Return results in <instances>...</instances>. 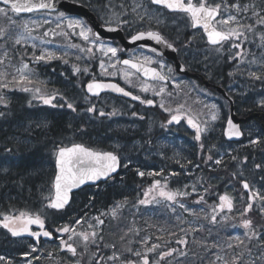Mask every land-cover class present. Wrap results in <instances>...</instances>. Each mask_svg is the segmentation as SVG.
<instances>
[{
  "label": "snow or ice",
  "instance_id": "snow-or-ice-1",
  "mask_svg": "<svg viewBox=\"0 0 264 264\" xmlns=\"http://www.w3.org/2000/svg\"><path fill=\"white\" fill-rule=\"evenodd\" d=\"M0 2L7 6L0 7V16L6 18L8 21L7 26H0V41H2L0 49H4L3 54L0 55V105L7 108L10 100L7 98L6 93L18 90L30 94L31 99L28 100L29 106H32L33 101H35L53 108H63L66 106L72 112L77 111L73 102H69L58 90L48 89L46 82L38 79L35 69L30 66V63L25 60L24 56L20 57L18 65L12 64V58L9 56L8 51L9 43H11L12 47H15L16 45L30 42L33 50L31 62L34 64H47L54 60H60L67 64L69 63V50L72 49L84 54L75 57L78 61L84 58L91 59L98 52L100 54L99 69L101 76H119L126 85L138 88L141 93H150L154 97H159L160 100L157 102L155 99H143L141 95H134L132 91L126 90L125 87H121L118 83L97 79L95 74H92V79L85 86L87 93L85 99L99 97L103 92H114L148 106H155L158 103V106L163 111L170 114V118L161 126L166 127L174 123L179 124L181 120H186L187 124L195 130L194 139L199 142L200 151L204 152L205 144L202 138L210 131V122H214L219 118V110L215 104L205 105V108L210 109V113L208 119L202 120L200 118L202 113H193L192 109L187 107L186 101L177 103L175 107H166V102L171 101L173 98V92L168 90L169 83L174 86L177 94L182 89L181 83H178L173 75L175 70L171 65L166 64L163 59V49L151 47L150 52L153 55H147L143 51L147 46L141 44L139 49L131 50L128 58L122 59L120 54L125 49L113 46L112 43L103 39L100 33L94 31L84 19L70 16L66 12L60 11L57 7V0H0ZM152 5L158 6V8L153 10L151 8ZM118 7L119 11L116 10V6L110 3L104 6V26L109 32H115L118 29L133 24H155L159 26L163 23L161 18L162 13L159 11V8H163L170 13L180 14L178 18L186 20L192 29H202L207 43L218 55L224 54L225 45L227 44L230 60H238L240 64H244L245 62L255 64L259 61V64L264 67V55L257 58L244 45V42L251 43L258 37L259 46L264 48V31H258V26L264 29V7L257 9L255 3L241 4L240 0H234L231 4L227 0H219V2L214 3L210 2V0H131L129 5L126 6L124 3H121ZM10 13L14 15L36 13L42 15L44 18L42 20L25 19L17 21L13 19V15H10ZM53 23L54 27H48L42 34L34 35L45 25ZM57 37L62 38L63 43L54 44ZM74 37H78L81 43H73ZM195 38V36L192 37V39ZM146 39L155 41L157 45H162L163 48L173 51L177 50L175 45L166 39L158 28L156 30L152 28L138 30L130 36V42L132 43ZM52 45L54 47H49ZM37 50L39 54H37ZM232 50L235 51L233 52ZM249 55H252L251 60H248ZM9 69H12V71H9ZM72 71L75 74H89L90 69L88 66L81 67L79 64H73ZM236 71H240V69L237 68ZM234 74L229 73V75ZM247 75L255 80H264V76L256 71H247ZM58 97L64 101L63 104L54 103ZM258 103L261 107H264V99ZM84 111L109 118L120 114L116 108L107 113L103 109L98 110L95 104H91ZM4 115L5 113L0 111V117ZM132 115L141 120L144 119L143 116H138L136 112H133ZM40 126L39 124L37 125V127ZM244 134L241 131L240 125L234 123L229 117L226 127L228 139L239 138ZM248 135H252L251 131ZM249 144L252 146L264 144V134H257L255 139L249 140ZM215 148V145H211L207 149L205 163L210 161L216 166L223 165V154L217 153L218 158H213L212 153ZM6 151L11 152L12 149H6ZM53 155L57 169L53 180L54 195L45 197L47 200L45 207L53 210H62L69 205L74 189H78L88 182L113 179V174L117 173L118 169L122 166L127 168L132 164L131 159H128L122 165L121 156L115 152L97 151L80 143H74L71 146H58L54 150ZM230 159L236 161L238 158L233 155L230 156ZM247 161L248 157L244 156L240 163L246 164ZM176 162L179 163L178 160ZM187 163L191 164L192 161L189 160ZM181 167L184 166L182 165ZM195 167L199 168L200 165L196 164ZM253 168L264 172V162L255 163ZM136 171L140 177H144L145 175L152 177L163 175V169L147 173L139 169ZM169 175L178 176L179 173L172 172ZM232 175L236 177L237 173H232ZM240 177L242 189L248 194L247 201L243 209L238 213L240 217L239 223L231 226L242 229L243 237L240 234L229 236L224 244L216 241H213L211 245H208L207 242H200L206 251L211 249L219 250L213 253L214 259L211 261V264H256V260L244 261L245 255H250L252 252L250 245L253 244V241L258 242L257 246L261 249L260 256L257 259L264 260V239H262L264 237V224L254 223V220L249 215L253 212L255 205L257 214L264 219V193L259 188H254L246 178H243L242 172L240 173ZM260 180L264 182V176H261ZM201 182L203 181L201 180ZM188 187L189 185H185L183 190L169 189L167 178L163 182L160 179H155L142 193L143 198L137 200V206L164 203L175 213L177 210L175 206L179 205V208L183 209L184 212L189 213L197 219L208 220L213 225L220 224L222 221H228L229 219H235V217H230L229 215L235 208V198L228 192L218 194V203L207 205L210 212H206L202 207L198 213L195 208L188 207L185 203L181 202L182 198L192 195L197 190L195 184L191 185V192L187 190ZM210 188L211 185L205 187L204 193H208ZM243 198V195H241V199ZM90 199H94V197ZM126 202L127 198L125 197L123 202H116L108 212H101L99 216L91 217L89 221H85V216L87 215L85 214V216L75 219L72 225L64 224L56 227L53 231H49L46 228L45 217L39 211H19L17 213L16 210H13L8 213L0 212V227L6 229L12 237H24L27 235L35 238L37 242L41 237L58 239L61 251L66 250L73 257H82L90 246L97 245L99 241L103 240L100 226L104 224V220L101 219V216H111L113 219L117 218ZM195 203L207 204L205 196L203 194L199 195ZM218 216L221 217L220 220L217 219ZM177 220H181V217L177 216ZM91 221H95V223L93 224ZM84 222H87V229L78 231L76 226ZM33 225L37 226L39 230L34 231ZM202 228L203 225H200L199 228L189 226L188 229H181V232L184 233V238L179 239L177 243L187 248V233L189 231L196 232L202 230ZM139 231L140 229L138 228H129L128 232L120 237V240L124 241L129 233H139ZM65 234H67L66 239ZM169 235L174 236L175 233H169ZM74 238H79L82 251L78 252V248L73 242ZM151 239L150 236H147L140 242L143 246L142 251L127 247L124 251L135 259L123 260L121 264H160L161 260L171 257L173 254L178 253L179 256L188 255L186 250L170 248L159 252L158 259L150 261L149 254L156 253L157 249L161 248V245L158 243H152L151 246H148V242ZM157 239H162V237H158ZM194 242L196 241L194 240ZM106 247H110L113 250L112 255L107 257L110 264L121 260V254L116 251L115 244L106 245ZM36 251L37 247L30 245V251L24 252L23 256L31 257ZM221 252H224V254L221 255ZM33 259L39 258L33 257ZM92 259L96 261V264H101L105 260V257L100 256L99 259H96V254L93 253ZM0 262H3V264H13L11 259L2 255H0ZM27 264H32V260L29 259ZM76 264H81L79 258L76 260Z\"/></svg>",
  "mask_w": 264,
  "mask_h": 264
},
{
  "label": "rangeland",
  "instance_id": "rangeland-1",
  "mask_svg": "<svg viewBox=\"0 0 264 264\" xmlns=\"http://www.w3.org/2000/svg\"><path fill=\"white\" fill-rule=\"evenodd\" d=\"M90 3L94 4L95 7L100 8V5L98 4V0H88ZM214 1V0H213ZM216 1V0H215ZM113 6H116V10L119 11V5L118 2L116 0H106L104 1V4L102 5H108L109 3ZM124 3V2H123ZM131 3V0H125V5H129ZM0 7H6L2 4H0ZM151 8L153 10H156L158 7L152 5ZM159 11L162 13V20L163 23L166 22L167 20V15L165 13L164 10H160ZM13 15V19H16L17 21L19 20H25V19H32V20H42L44 17L40 14H28V15H20V14H11ZM105 15V13H104ZM54 16V14H53ZM79 18V17H78ZM127 18V17H125ZM8 21L6 18L0 16V26H7ZM177 24V23H172V25ZM143 25H149V24H143ZM143 25L141 24H133L130 26L133 27H137V28H141L143 27ZM186 25H188L186 23ZM48 27H54V23L51 25H45L43 28L39 29L37 33H34V35H38V34H42V32L44 30H46ZM0 43H2V41H0ZM63 43L62 38L57 37L55 38V42L54 44H61ZM73 43H81V41L79 40L78 37H74L73 38ZM113 46H118L115 43H112ZM49 47H54V45L49 46ZM4 49H0V55L3 54ZM8 51H9V56L12 58L11 59V63L14 65H18L20 62V57L24 56L25 60H27L30 63V66L32 68L35 69V72L38 74V79L40 81H45L46 82V86L48 89H55L54 86H58V85H53L54 83H58L60 85L64 83V86H66V90H64L65 92H62L63 96L67 98V100H74L75 97L79 99L80 103H81V109H80V115H81V129L83 128H92L94 126H91L93 124H95L96 122H98L100 119L96 120L95 118V114H91V113H86L84 111V109H86L87 107H89L91 104H93V101H90V99H85L86 94L80 91V89H82L84 82L85 81H89V79H92V74H95L96 77H103L100 75V69H99V58H100V54L97 52L95 57H92L91 59L88 58H84L82 60H76V56L77 55H84L81 54L79 52H77L75 49L69 50V63L65 64L60 60H54L51 61L47 64L44 63H40V64H34L31 62V53H32V48L30 46V42L27 44H21V45H16L15 47L11 46V43H9L8 46ZM250 52L251 54L255 55L257 58L261 57L262 55H264V48H261L259 46V42L256 43L253 47L250 48ZM145 54L147 55H152L151 53L144 51ZM199 51H195L194 54L199 55L198 54ZM214 51H208L205 53L204 56L200 57L199 60L203 61L205 59H207L209 56L213 55ZM37 54H39V51L37 50ZM252 59V55L248 56V60ZM97 61V64L92 63L91 61ZM7 63V62H6ZM52 63L55 64L59 67L64 68L63 70H60V72H58V70H56L55 68H51L50 71L48 72V68L47 66ZM73 64H79L81 67L84 66H88L90 69L89 74H84V73H80V74H75L72 71V65ZM41 66V67H40ZM45 67V69H43ZM262 66L259 64V61L255 64H248L247 62H245L244 64H240V71H238V73L241 74V71H258ZM44 70L47 71V75L49 76H45L46 74H44ZM9 71H12V69H9ZM52 72H54L55 74L52 75ZM247 74V73H246ZM103 78H117L121 81H123L119 76L116 77H103ZM87 81V82H88ZM178 83H181V89L182 91L179 92V94H177L176 90L174 89V86H172L171 88L168 87V90L173 92V98L171 99V101H167L166 102V107L171 106V107H175V105L177 103H181V102H185L187 104V107H190L193 111V113H202L201 115V119H208L209 118V113H210V109L205 108V105H212L215 104L219 110V118L214 121V122H210V131L209 132H218V130H220L221 124L225 118V114H226V109L227 106L226 104L222 101L221 98L217 97L216 95L211 94L210 92H205V91H200L197 92L195 89V84L194 83H190L187 81H177ZM124 83V81H123ZM125 84V83H124ZM126 85V84H125ZM129 87H131L130 85H127ZM133 88V87H132ZM242 88V86L239 87V89ZM135 90H139L138 88H133ZM12 94H15L17 96H21L19 93L11 91ZM240 92V90H239ZM10 92H7V98H8V94ZM68 93V94H66ZM26 95L28 96V100L31 99V96L29 93H26ZM239 97L241 98H245L246 94H242L239 95ZM158 101L160 100L159 97ZM9 99V98H8ZM107 102H115L116 100L114 98H105L104 99ZM36 104H38L37 102L33 101V105L32 106H36ZM40 106H44V107H51V106H46V105H42L40 104ZM114 107V106H113ZM1 110L5 109L4 106L0 105ZM56 113H54V116L58 115L59 111L55 110ZM112 111L111 109H109L110 112ZM71 121V129H73L74 125H73V119L70 118ZM132 120V119H131ZM148 124H153V123H160L159 120H157L153 114L151 113V118L148 120L146 119ZM254 121H251L248 124V128H247V136H246V140L241 144V145H236V146H230L228 144H225V153H231L234 156L237 153V148L239 146H241L242 148V154L244 155V151H245V144H249V140L250 139H255L257 134H264V131L262 130V128L260 127L258 121H256L255 119H252ZM51 122H49L50 124ZM123 122L121 120H115V123H111L112 126H117L119 133L123 134L124 133V127H123ZM125 125L129 126L128 122L125 121ZM106 127L107 126V121H101L99 123L98 127ZM77 127V125H76ZM131 129L133 130H138L139 126L137 125H133L130 126ZM28 128V127H26ZM67 129V131L70 130V127L66 124L61 125V130L63 129ZM40 130V129H38ZM251 131L252 135L249 136L248 133ZM37 137L39 138L40 136L44 137L47 136V138H45V142H36L35 144L31 143V141H34V136L31 137H27L26 140L24 141H18V143L16 142H11L9 141V145H13L17 150L16 155L19 154V150L22 149V151H29L32 149H41L43 147L42 151V155L48 154L50 155L51 161L53 159V154H52V150H53V145H54V140L52 137H55L54 135L49 136V134L45 131H41L40 133H36L35 134ZM83 135V133H82ZM81 135V136H82ZM212 138V137H211ZM192 146V147H191ZM19 147V148H18ZM115 148L118 149L119 153L122 154L124 163L127 162L128 159H131L132 164H136L139 165L140 167H138L137 169H139L140 171H144L145 173L149 172V171H160V169H163V175L162 176H155V179H160L162 182L164 181L165 178H167L168 181V185L171 186V188L173 189H184L185 185H189L188 187V191L191 192L192 188L191 185L195 184L196 186V192L198 191V187L195 180H199L201 179L202 174L198 173L197 168L195 167L196 163V159H197V144L195 141L191 142V141H187V140H182L177 134H174L172 136H169L168 138H161L158 140H155L154 138H149L148 136L145 138L144 140H140V141H135V142H127L126 144L123 143H116ZM264 144L257 146L256 149H263ZM142 148V149H141ZM141 149V150H140ZM38 154V153H37ZM258 161L255 163H262L264 162V152H259L258 153ZM38 157H40L38 155ZM41 159L37 161V163H39V165L42 166V170H43V166H44V170L48 169V165L50 163L49 160H45L44 158L40 157ZM179 161V163H177L176 161ZM191 161L193 160L194 163L193 165H189L187 163V161ZM18 160H11L10 157L6 158V157H1L0 158V171L1 168L4 167L5 165H13V164H17ZM131 164V165H132ZM184 167H181V166ZM130 166V165H129ZM125 170V167H123ZM136 169V170H137ZM172 172H177L179 173L178 176H170L169 173ZM244 175L248 176V179L251 181L252 186L254 188H259L261 190L262 193H264V182H262L260 180L261 176H264V172H260L259 170H255L253 167L250 169V167L248 165H246L245 167H243V172ZM152 179L151 181H154L155 179ZM122 182L120 183H110L109 185L105 184L103 186L98 187L99 190H105L107 189L109 186H113L114 188H117L119 190H124L126 193H130L127 196V200H132L136 197L135 202L137 203L138 199H141L139 197L140 195V190L139 188H144V187H149L153 182H149L144 186H139L137 187L136 185L133 184H125L123 183V181H125V174L122 175L121 177ZM173 182V183H172ZM131 183V181H130ZM234 190V189H233ZM94 192V189L87 191V193H91ZM194 192V193H196ZM230 195L233 194L232 190H229ZM86 193V195H87ZM88 196V195H87ZM234 196V195H232ZM86 198V197H85ZM143 198V197H142ZM1 199V197H0ZM78 200H82V195L81 197L78 198ZM89 200V199H87ZM123 202L121 200V198H117L114 199L113 202H111L107 208L110 210L116 202ZM182 203H185L188 207H192L195 208L196 211L199 213L200 208L196 207V206H192L189 203L185 202V201H181ZM93 206V205H92ZM152 206H157V207H167L166 204L164 203H160V204H156L153 203L151 205H147L144 210L143 208L140 206L139 208L137 207V211H138V217L139 219H141L142 221H144V223L139 227L140 231L139 233H129L128 236L125 237L124 241L120 240V237L122 235H124V233L128 232L129 228H134V226H128L126 228H124V231L120 234L119 237V241L120 242V250L118 253L123 254L125 256L124 250L127 247H132L134 250H143V246L140 243L145 237L150 236L152 239L149 240L148 242V246H151L152 243H161L162 241L165 240L164 237H162V232L161 229L159 227H155V221L153 218H148L145 217L143 214H145L144 212L149 211ZM94 207V206H93ZM176 212L173 213L168 207L171 215L173 216V218L175 219V222H178L179 225L182 227V229H188L189 226H191L192 228H199L200 225H203L202 219H197L196 217L190 215L187 212H184L183 209L179 208V205H176ZM125 209V206L120 210L119 215H122L121 213L123 212V210ZM87 213H84V215ZM202 215V214H201ZM94 216H99V215H93V214H89L87 219L85 221H89L91 217ZM177 216L181 217V220H177ZM117 217V218H118ZM102 219V218H101ZM136 219V218H135ZM134 219V220H135ZM184 221V222H181ZM93 224L95 223V221H91ZM132 222V221H131ZM69 224V223H68ZM73 222H71L69 225H72ZM103 226H100V229H103ZM78 231L81 230H86L87 229V222L82 223L81 225L76 226ZM239 234V233H238ZM67 235V234H66ZM158 237H162V239H157ZM228 239V238H227ZM227 239L224 240H220L219 242L221 244H224ZM131 241V242H130ZM76 246L80 245V240L79 238H74L73 241ZM28 245V246H27ZM26 249L23 251H18V252H11V253H4L0 254L2 256H5L9 259H11L13 261V264H15L17 262V264H27V261L29 259L32 260V264H34V259L33 257H38L39 259H41L43 256L48 255V253H44V248H37V251L35 253L32 254L31 257H24L23 253L30 251V243L26 244ZM47 247V246H46ZM48 249L49 251V260H52V262H47L46 264H53V262H57L58 264H66V262L61 261L60 260V256H59V250H58V246H49ZM12 250V249H9ZM16 251V250H15ZM219 250L217 249L215 252H218ZM124 252V253H123ZM17 255V257L14 256ZM153 253H150V255H152ZM221 255L224 254V252L220 253ZM112 253H110L108 256H105L104 254H100V256H104L105 260L101 262L106 264H110V262L107 260V257L111 256ZM99 256V257H100ZM98 257V258H99ZM122 258V255H121ZM37 259V260H39ZM150 261H152L150 259ZM118 263V261H116ZM2 263V262H0ZM112 264H116L115 262H112Z\"/></svg>",
  "mask_w": 264,
  "mask_h": 264
},
{
  "label": "flooded vegetation",
  "instance_id": "flooded-vegetation-1",
  "mask_svg": "<svg viewBox=\"0 0 264 264\" xmlns=\"http://www.w3.org/2000/svg\"><path fill=\"white\" fill-rule=\"evenodd\" d=\"M125 4V0H122ZM89 3V1H87ZM210 2H219V0H210ZM91 9L95 11L99 19H101L102 23H104V20L102 17H100V9L97 7H94L91 5ZM160 10H164L166 15H167V20L165 23H162L161 25L157 26L155 24L152 25H143L141 28L133 27V26H125L122 29V32L124 36L126 35L127 38H130L132 34H134L138 30H148L149 28H152L153 30H158L161 32L162 35L166 39H168L170 42H172L175 47L178 50L179 54V59L180 61L189 69L193 74L192 76H186V75H181L177 73L176 68H175V63L171 60H167L165 58L164 61L166 64L171 65L173 67L174 71V77L176 81H187L190 83L195 84V89L197 92L200 91H205V92H210L213 95H217L216 91V86H220V84H223L225 82V75H224V67H225V56L223 55H218L217 53H214L213 55L209 56L207 59L200 61L199 58L204 56L206 52L208 51H213L212 47L207 43L206 38L203 34V31L201 29H192L188 24L186 20L179 19V15L177 13H170L166 9L159 8ZM172 23H177L172 25ZM195 36V39H192V37ZM191 41V42H189ZM117 42V41H115ZM200 46L203 48V50L200 49ZM226 47V46H225ZM133 49H139V48H133ZM132 49H128L124 52H122L121 58L128 57L131 53ZM143 51H147L151 53L149 50L143 49ZM195 51H199V55L194 54ZM153 55V53H151ZM119 81V80H118ZM125 85V84H124ZM173 85L169 83V88H171ZM66 86H63L60 93L65 92ZM83 89H80L82 92ZM84 92V91H83ZM134 93L141 95L143 99H155L157 102L158 98L152 96L150 93L144 94L141 93L139 90H133ZM177 92V91H176ZM85 93V92H84ZM68 94V93H66ZM87 96V95H86ZM217 97L221 98V96L218 94ZM105 98H114L113 95L110 94H104L101 97H90V101L93 100V104L96 105L97 109H103L106 113L109 111V109L116 108L119 111V115L112 116L111 118L105 116V117H100L98 114H95L96 120L102 118L101 121H107V126L105 127L108 129V133H103V134H95V130L97 129L96 125L95 127H92V131H89L86 127L81 129V115H80V109H81V103L78 99V97L74 100H69V102H73L76 106L77 111L72 112L71 110L67 109V107H48L49 108V113L52 115H47L45 117V120H50L54 119L55 117L58 118L59 120H62V123L68 125L71 130V121L70 118L73 119V133L69 135V137H66V132L67 129H63L62 131V136L61 138L63 139V144L61 146H66L70 145L73 143H81L83 142L82 140H85L86 144L90 145L96 150H103L106 151L108 150V147L115 146L116 143H127V138L128 136H131V141L130 142H135V141H140L144 140L148 136L149 138H154L155 140L161 139V138H168L169 136H172L174 134H177L182 140H187V141H196L194 139L195 135V130L192 129L186 122V120H181L179 124H171L167 125L166 127H162V124H165L166 121L170 118V114L163 111L159 106L158 103L155 106H148L145 104H141L139 101H129L120 98H114L116 101L115 102H107L104 99ZM224 102V100H222ZM56 104H63L64 101L61 100L59 97L57 98L56 101H54ZM114 106V107H113ZM59 111L58 115L54 116V113L56 111ZM133 112H136L138 116H143L144 119L141 120L138 117H134L132 115ZM151 113L153 116L159 120L160 123H153V124H148L146 119L151 118ZM132 117V120L130 118ZM115 120H121L123 123L124 127V133L121 134L123 138V142L118 141L116 138L119 136V132H115L117 137L113 136L112 133L113 131V126L111 123H115ZM226 120H227V114L225 115V118L221 124L220 130L218 132H208L204 135L203 143L205 144V150L202 155V157H197L196 163L200 164L199 162H203L204 165L206 166L205 170V176H203V182H205V185L208 187L210 184L212 186H215L218 191H216V200L218 201V194H223L225 192H229V190L233 191L234 195V204L235 208L232 213H235L236 211H241L243 207L246 204L247 201V192L243 191V199H241L236 193L240 192L238 190L234 191L233 189L236 188V186L240 183V181L232 182L230 178L236 179L238 176V172H240V167H242V164L240 163L241 158H242V148L239 146L237 148V153L236 157L238 158L236 161H232L230 159V156H233L231 153H225V144H228L230 146H236V145H241L243 142H227L225 139V126H226ZM125 121L128 122L129 126L125 125ZM260 124V126H264V120H256ZM97 123V122H96ZM248 122L243 123V127L245 129V132L247 131L248 128ZM77 125V127H76ZM137 125L139 126L138 130H133L131 129L130 126ZM83 133V135H82ZM82 135V136H81ZM212 137V138H211ZM70 139L68 141H65L66 139ZM215 145L216 148L213 150V158H218L217 153L223 154L224 155V164L220 166L213 165L212 162H207L205 163L206 156H207V149L211 146ZM245 148H253L255 146H252L250 144H245ZM192 147V146H191ZM142 149V148H141ZM140 149V150H141ZM230 154V155H229ZM204 157V159H203ZM192 163L189 165H193L194 161L191 160ZM140 167L139 165L132 164L129 167L125 168V181L123 183L125 184H131L130 183V177L133 172L136 171V169ZM228 167V170H227ZM251 169V167H250ZM227 173L230 174V176L227 178ZM232 173H237L236 177H233ZM131 178H136L135 176H132ZM141 178V184H145L148 181V178L146 176L140 177ZM206 178V179H205ZM240 178V174H239ZM119 179V180H117ZM249 183L252 185L251 181L246 178ZM116 182L120 183L122 182L121 178H116ZM231 195V196H232ZM207 199L209 202L207 204H203V208L205 209L206 212H210V209L207 207V205H212L214 204L212 201H210V197L207 195ZM206 201V200H205ZM71 209H74L75 206L72 204L70 205ZM65 209L59 210L62 211L59 216L57 217L59 219L58 224L61 219L65 216L64 212ZM231 213V214H232ZM229 214V215H231ZM223 215V214H222ZM252 219L254 220L255 217L257 216V209L256 206L254 205V210L251 213ZM205 226L209 231L216 232L219 229H216L211 226L210 222L208 220H204ZM45 225L47 228H49V224L45 222ZM60 225H53L51 231H53L56 227H59ZM33 230H39L37 226L33 225ZM232 232V230H231ZM66 235V234H65ZM66 239V236H65ZM56 242L54 245L59 246V240L55 239ZM30 245H35L40 249L41 246L46 244V241H43L42 237L41 239L37 242L35 241V238L30 237V236H24V237H12L10 233H2L0 234V254L4 253H11V252H18V251H23L26 249V244ZM60 248V246H59ZM12 249V250H9ZM16 250V251H15ZM27 250V249H26ZM68 252L61 251L60 254H67ZM69 256L73 257L70 253H68ZM15 257L17 255L14 254ZM76 258V257H73ZM0 264H3L0 263ZM17 264V262L15 263Z\"/></svg>",
  "mask_w": 264,
  "mask_h": 264
},
{
  "label": "trees",
  "instance_id": "trees-1",
  "mask_svg": "<svg viewBox=\"0 0 264 264\" xmlns=\"http://www.w3.org/2000/svg\"><path fill=\"white\" fill-rule=\"evenodd\" d=\"M252 3H255L257 6V9L260 7H264V0H254ZM250 15V14H249ZM258 31H261V28L258 26ZM251 35V34H250ZM257 41H259L257 37ZM248 44H251L249 42H244L245 48H248ZM234 64L231 67L230 61H225V67H224V75H225V82L223 83L225 86L232 84L237 77V75H229V73H234L231 70H233ZM252 71V70H251ZM259 74L264 76V67H261L258 71ZM236 73V72H235ZM245 71H241V79L243 82H241L242 88L240 89V92L237 91V95L246 94L245 98H241L237 95H235L237 108L240 110L241 115L247 116L249 114H253L255 112H264V107H261L259 105V101L264 99V80H255L251 77H249ZM5 113L3 117H0V158L1 157H10L11 160H18L17 164H13L11 166L5 165L1 168L0 171V204L2 205V212H11L13 210H16L18 213L19 211H30V212H37L40 207L45 205V202L41 201L42 198L49 197L52 195V183L53 178L55 175V168L53 165V161H51L50 155L45 154L42 155L43 147L41 149H32L29 151H22V149L19 150V154L16 155V152L18 149H16L13 145H9V138L3 137L2 135L4 133H23L30 135L29 133L36 134L40 133L42 130L47 132L48 134L52 132V128L54 125L49 124L47 125V120L41 119L42 114H34V111L29 109L26 105L24 96H15V98L12 99V102L10 103V106L7 108L1 110ZM253 119L259 120L258 117H255ZM13 120H26L24 121L25 124L20 129H13L11 126H13ZM41 125L40 127H37V125ZM54 124V122H53ZM262 126V125H261ZM28 127V128H26ZM42 127V128H41ZM264 128V126H262ZM40 129V130H38ZM60 129V128H59ZM115 130H118L117 127H115ZM119 131V130H118ZM16 135V134H15ZM27 135V136H28ZM54 135L55 137H52L54 141H57L62 136V131L49 134V136ZM28 137H31L28 136ZM37 136H34V141H31V143L35 144L36 142H45V138L47 136H40L39 138H36ZM3 142L6 143L7 146H3ZM57 144L60 143L59 141L56 142ZM19 148V147H18ZM6 149H12L11 152H7ZM39 153L40 157L44 158L46 161L49 160L50 163L48 165V169L42 170V166L37 163L38 160L41 158L36 156V154ZM248 159L249 160H255L258 161L257 153L252 154L251 152L248 153ZM230 176L229 173H227V178ZM232 178H230L231 180ZM200 184V183H199ZM211 185V184H210ZM212 186V185H211ZM215 187V186H212ZM210 188V192L205 194L204 196L207 198V195L210 197V201H213L216 197V191L213 188ZM148 187L139 188L140 195L139 197L142 198V193L147 189ZM169 189L171 188L170 185H168ZM216 188V187H215ZM94 189V192L87 193V191ZM198 192L192 193V195L182 198L181 200L186 201L190 205L199 206L201 204H196V200L198 199L199 195L203 194L202 192V186H199ZM87 193V195H86ZM128 194L124 190H119L117 188H114L113 186H109L105 190H99L98 188H87L85 190H82L75 194L74 199L81 197L83 200L75 202L77 203L79 207L77 210L79 212H83L82 207L84 205H93L92 209L89 211L93 214H100L101 212H108L109 209L107 206L113 202L114 199L121 198L122 201H124L125 197L127 198ZM86 197V198H85ZM94 199H90L93 198ZM89 199V200H87ZM135 199L127 200L125 203V209L121 213L118 218L113 219L111 216H101V218L104 220V226L102 229L101 234L103 235V240L99 241L97 245H92L88 248V251L83 254L82 256V263L83 264H96V261L92 259L93 253L96 254V259H99L98 257L100 254H104L105 256H108L110 253L113 252V250L110 247H106V245L115 244L116 245V251L119 252L120 248V242L119 237L120 234L124 231V228L131 226H134V228H138L144 223L141 219L138 217V211L137 207L140 206L144 208L147 205H139L137 206V203L135 202ZM73 202V203H74ZM143 214L145 217L153 218L155 221V227H159L160 229H163L162 237L165 238L164 241L161 243H158L161 245V248L157 249V253L166 251L170 248H180L181 250H186L188 252V247L191 245L194 246V252L201 257L202 254H204L205 249H202L201 243L204 242L205 236H203L201 233H196L194 240H189L188 236V245L187 248H185L184 245L178 244L177 241L179 239L184 238V233L181 232L182 227L179 225L178 222H175L173 219V216L170 214V211L163 207H156L152 206V208L144 212ZM48 220L49 224L53 223L55 218L60 214L54 210H50L48 213ZM136 218V219H135ZM135 219V220H134ZM132 221V222H131ZM254 223H261L264 224V219L261 217H258L254 220ZM169 233H175L174 236H170ZM207 237V236H206ZM243 237V236H242ZM264 239V237H262ZM256 241H253V244L250 245L252 248V252L250 255L246 254L244 257V261L247 262L249 260H256V264H259L261 261H264L262 259H257V255L253 258L254 252L256 249H258V252L261 251V249L258 248ZM199 246V248H198ZM80 251H82V247L79 248ZM204 252V253H203ZM124 253V252H123ZM120 261L118 263L115 261L116 264H121V261L128 260V259H135L132 257L129 253H124ZM168 260L167 262H165ZM182 260L187 261V256H179L177 254H173L171 257H167L164 260H161V264H178V262H182ZM102 264H106L102 263ZM211 264V263H210Z\"/></svg>",
  "mask_w": 264,
  "mask_h": 264
},
{
  "label": "water",
  "instance_id": "water-1",
  "mask_svg": "<svg viewBox=\"0 0 264 264\" xmlns=\"http://www.w3.org/2000/svg\"><path fill=\"white\" fill-rule=\"evenodd\" d=\"M2 3V2H0ZM3 4V3H2ZM57 7L59 10L61 11H64L66 12L67 14H76V15H81V16H84L85 18L88 19V21L90 22V24L92 25L94 31H97L100 33L101 37L105 40H108V41H113L115 39H119L120 42L123 44V49L127 50V49H130V48H133V47H140L141 44L143 45H146L147 49L150 50L151 47H156L158 49H163V57L167 58V59H170V60H174L176 62V70L181 73V74H190V72H188V70L186 69V67L179 61L178 59V55H177V51H173L171 49H167V48H163L162 45H157L155 43V41H152V40H143V41H139V42H136V43H132L130 42V39H126L124 38L123 36V33L121 31V29H118L117 31L115 32H109L106 30V27L104 25H102L96 15L90 10V8L86 5H84L83 3L81 2H78V1H73V0H57ZM21 14H26V13H21ZM114 26V25H113ZM112 82H115L117 83L116 81H112ZM119 84V83H118ZM122 87V86H121ZM218 91H220L222 93V95L224 97L227 98V100L229 101L230 103V113H229V117L233 120L234 123L236 124H239L240 125V128H241V123L243 121H247V120H250L252 117L254 116H258L260 117L261 119L264 118V112H257V113H254V114H250L246 117H241L237 114L236 110H235V105H234V101L233 99L228 95V93L225 91V89H223L222 87H217ZM127 90V89H126ZM129 91V90H128ZM104 93V92H103ZM113 94H116V95H119V96H123V95H120V94H117V93H114V92H111ZM102 94V93H101ZM135 95V94H134ZM125 97V96H123ZM129 98V97H127ZM131 99V98H130ZM228 117V118H229ZM227 127V125H226ZM241 131H243V129L241 128ZM225 136H226V129H225ZM243 136L239 137V138H232V139H228V137L226 136V138L229 140V141H238L242 138ZM120 169H118V172H119ZM57 171V169H56ZM117 172V173H118ZM117 173L113 174V175H116ZM107 179H101L99 181H96V182H88L84 185H82L80 188L78 189H74L72 194H71V197L73 196V193L81 190L82 188L86 187V186H90V185H97L101 182H104L106 181ZM72 199V198H71ZM71 202V201H70ZM50 231V230H49ZM45 239H49L47 237H44ZM49 240H54V239H49Z\"/></svg>",
  "mask_w": 264,
  "mask_h": 264
},
{
  "label": "bare ground",
  "instance_id": "bare-ground-1",
  "mask_svg": "<svg viewBox=\"0 0 264 264\" xmlns=\"http://www.w3.org/2000/svg\"><path fill=\"white\" fill-rule=\"evenodd\" d=\"M24 121H26V120H13V124H12L13 126H11V128H13L14 130H15V129H20V128H22V126L25 124ZM49 122H51L50 124L54 125V127L52 128V132H50L49 134H54V133L60 131L59 128H61L62 120H59L58 118L55 117L54 119H50ZM53 122H54V124H53ZM63 124H64V123H63ZM41 128H42V127H41ZM103 133H108V129H106V128L100 126V127H98V128L95 130V134H96V135H98V134H103ZM15 134H16V135H15ZM27 135H28V134H25V133H23V135H21V133H14V134H12V133H7V134L4 133L2 136H3V137H6V136H7V137L9 138L8 140H5V141H11V142H16V143H18V141L20 142V141H24V140H26V138L28 137ZM112 135L115 136L116 133L113 132ZM115 137H117V136H115ZM130 141H131V136H128V138H127V142H130ZM38 155L40 156L39 153L36 154V156H38Z\"/></svg>",
  "mask_w": 264,
  "mask_h": 264
}]
</instances>
